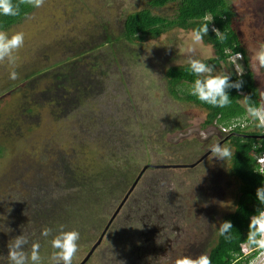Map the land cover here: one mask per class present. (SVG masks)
<instances>
[{"label":"rangeland","instance_id":"374dc122","mask_svg":"<svg viewBox=\"0 0 264 264\" xmlns=\"http://www.w3.org/2000/svg\"><path fill=\"white\" fill-rule=\"evenodd\" d=\"M230 1L251 65L264 38V0ZM144 4L145 0H45L17 30L25 33L27 42L16 53L15 66L0 63V264H9L7 246L14 239L15 210L23 209L27 216L43 206L54 224L65 222L66 229H78L80 250L73 264H171L179 255L208 254L217 228L242 201L231 159L206 156L208 148L223 138V124L206 125L204 109L167 98L168 68L188 65L189 58L210 62L216 57L213 46L204 41L193 45L192 29L181 28L144 44L124 45L133 52L122 51L117 42L103 43L104 29L119 35L121 16ZM155 12L173 17L176 7L170 4ZM193 47L195 51H189ZM76 52L87 53L89 64L100 59L98 71L105 70L108 76L107 87L86 107L85 123L90 126L102 115L108 123L124 120L130 134L125 141L117 135L99 138L100 130L87 131L89 126L82 127L78 115L76 121L74 114L57 121L50 117L54 104L48 75L58 68L51 65L66 62ZM144 55L157 69L158 78L152 82L146 78L149 65L144 64ZM13 67L19 73L17 80L9 78ZM216 71L233 69L220 61ZM253 74L264 99V70ZM191 85L181 81L175 91L186 95ZM129 96L134 99L128 100ZM174 118H187L188 125L175 129ZM61 156L75 167L69 173L76 185L69 186V178H60V184L63 195L80 197L74 210L82 225L66 217L74 198L67 204L58 198L47 208L43 190L34 187L37 183L54 187V179L48 177L55 178L53 167L63 162ZM103 165L113 166L106 178L99 175ZM82 179L90 187L79 186ZM40 244L43 257L54 251L50 240Z\"/></svg>","mask_w":264,"mask_h":264},{"label":"trees","instance_id":"16d2710c","mask_svg":"<svg viewBox=\"0 0 264 264\" xmlns=\"http://www.w3.org/2000/svg\"><path fill=\"white\" fill-rule=\"evenodd\" d=\"M170 4H173L176 7L175 16L168 17L163 13L155 12V10L164 9ZM36 9L37 8L31 6H22V11L19 16L10 17L0 15V28L9 33L17 31L20 26L25 23L28 16H30ZM262 13L264 14V9L262 10ZM236 14L235 8L230 0H145L143 8L132 12H126L121 16L123 22L119 35L113 36L108 33L109 31L107 29H104L103 34L106 40L103 43L113 45L114 42H117V45L119 44L125 49L122 51L129 52L131 50L133 52V49H126L124 45L130 46V44H133L136 46L137 44H144L147 41L156 39L175 28L193 30L201 26V24L205 22V18H208V20L211 21L209 22V30L204 37V42L211 44L216 54V57L212 58L208 63L216 66L219 65L220 61L229 63V51H232L233 53L241 52L245 58L242 62V70L244 73L242 76L238 77L237 72L234 69L235 72L232 73L230 78L233 81L238 78L242 79L244 81L242 87L240 89H229V95L232 99V104L229 107L214 108L208 104L202 103L195 96L190 94L179 96L178 92L175 91L178 83L181 81L194 82L195 77L190 74L188 65L171 66L165 72L169 81L167 85V98L177 101L178 103L179 101L184 103H194V105L204 109L208 118L205 122L206 125H212L216 122L225 126H230L238 118L244 120L246 117L245 109L241 102L243 96H250L253 102L257 104L262 101L260 89L256 84L254 74L251 70L248 51L243 45L240 37L241 35L235 25ZM213 28L227 33L228 40L226 43L222 44L217 40L216 34L212 30ZM26 42L27 41L25 40V43ZM26 46H28V43ZM34 50L36 53V49ZM24 52L28 55L26 51ZM86 54L87 53L84 52H76L73 56L67 57L68 60L66 62L60 60L51 65V67L58 66L57 70L48 75L51 84L47 87L49 90L48 93L51 92V94H53L52 101L54 106L51 111L52 116L50 117L56 121L59 117L64 118L68 114H74L75 121L78 115V120L81 121L82 127L89 126L85 123L86 118H83L86 107L89 104H92L93 101L91 100H94L101 95L103 89L107 87V71H98V67L102 65L101 60L93 59L91 64H89L90 62L87 63L89 60H87ZM115 57L116 59L118 58L116 55ZM143 61L145 65H149V68L146 70V78L149 82H152L158 78V75L155 72L157 69H153V67H155L153 64L154 61L145 55ZM84 62L87 63H85V66H83ZM44 80L47 81L46 78ZM124 80L125 79L121 80L123 84ZM111 85H114L113 79ZM143 86L147 89L149 88L147 85ZM132 99H134L132 96L128 97V100ZM108 121V117H105L104 115L93 119L90 126L87 127V131H92L93 128H97L100 130L99 138L106 137L109 140L112 139L111 135L112 137L117 135L122 141H125V138L130 134L126 132L127 126L124 120L114 122V124L108 123ZM173 121L176 123L175 129L182 130L188 125L189 119L186 118L185 120L180 121L174 118ZM72 125H76V123H73ZM241 134H247L252 137ZM263 134L264 131L258 130L253 124H250L244 129L236 126L235 131L231 132L228 136L230 139V145L235 149L234 156L231 158V173L240 181L242 201L238 204L234 213L225 218V221H231L234 226V238L229 242L226 241L224 237L218 235L217 240L209 250L208 255L212 260V264L250 263L251 256L248 258L242 256L241 245L247 237L248 224L251 215L256 212L257 208L264 207V205H261L256 198V189L263 185L264 174L259 173L255 158L257 153L264 152V138L258 137ZM61 158H63V162L59 164L61 167L59 165L53 167L57 176L55 175V178L48 177L49 181L54 179V187H51L53 188V191L44 184L39 185L37 183L34 184V187L43 190L41 199L43 200V205L46 207L49 206V202L54 205V202H56V199L58 198L66 199V204L71 202V197L74 198L72 204L69 205L71 207L69 210L70 214L66 217H71L74 221L73 223L77 224L80 221L78 220L79 218H77L78 213L75 212L74 207L81 202L79 200L80 197H75L73 196L74 194L63 195L64 189L60 184V178L65 181L69 178L68 185H76L77 182H73L74 180L70 177L71 175L69 173L70 168L75 169V167L70 166L71 161L65 159L64 156H61ZM103 166L106 167L100 170L99 175L106 178L107 172L112 173L113 166ZM57 169H60V171L58 172ZM87 185L90 187L88 180L82 179L79 186L85 187ZM49 193H57V195ZM25 200L26 199H23L22 202ZM14 204L16 203L14 202ZM29 204L33 203L28 202V205ZM97 204L98 203H96V205ZM32 213L33 215L27 213L26 216L23 209L21 212L14 211V238L15 236L23 234L29 236L31 241L39 240L41 243L43 240L52 239L51 236L47 238L41 236V231L45 227L53 229V234L59 230L61 225L64 226L65 230L76 229H66L67 225L65 222L54 224V221L47 215L43 206L41 208L36 207L35 211L32 210ZM79 225H82V223H79ZM11 232L13 231H10L9 234Z\"/></svg>","mask_w":264,"mask_h":264},{"label":"clouds","instance_id":"9594fccd","mask_svg":"<svg viewBox=\"0 0 264 264\" xmlns=\"http://www.w3.org/2000/svg\"><path fill=\"white\" fill-rule=\"evenodd\" d=\"M236 3L237 0H233V4ZM44 4L45 0H0V15L16 17L21 14L22 6L41 8ZM210 21L208 18H205V22L201 26L192 30L190 39L193 45L203 43L204 37L209 30ZM212 30L215 32L216 38L220 43H226L228 40L227 33L216 28ZM24 43L25 33L23 31L9 33L0 28V63L7 61L10 65L15 66L16 53L23 48ZM189 51L194 52L195 48H190ZM229 54L228 62L233 69L231 73L235 72V69L237 76H242L244 73L241 70L242 62L245 59L243 54L241 52L233 53L232 51H229ZM188 66L190 74L195 77L194 82H189L192 85L188 94L195 96L202 103L214 108L229 107L232 104L229 89H240L244 83L239 78L233 81L230 78L232 74L227 71H216V65L208 63L206 59L189 58ZM251 70L257 74L264 70V43H261L252 54ZM9 78L11 80L19 78V73L14 67L9 73ZM176 92L179 93L178 90ZM241 102L245 109L246 117L244 120L238 118L230 126L223 125V133L230 134L235 131L236 126L244 129L250 124H253L256 129L264 131V99L257 104L253 102L250 96L245 95ZM227 128L230 130H227ZM208 149L211 150V157L220 160L227 161L234 156V150L228 145L221 144L219 141L212 144ZM263 153L255 155L258 170L260 165L257 162V156ZM259 173H261L260 170ZM256 198L261 205H264L263 185L256 189ZM233 230L234 226L232 222L226 220L218 227V235L230 242L234 238ZM41 236L45 238L52 237L50 244L54 251L48 257L45 258L41 255V244L39 241L33 240L30 243V237L21 234L15 236L13 241L7 246L9 264H73L80 250L79 241L81 234L79 230H65L64 226L61 225L59 230L53 234V229L45 227L41 231ZM29 244L30 247H28ZM241 248L243 257L248 258L251 256L249 264H264V207L257 208L256 212L251 215L247 237L244 243H242ZM171 264H212V260L207 253L202 252L195 256L179 255Z\"/></svg>","mask_w":264,"mask_h":264},{"label":"flooded vegetation","instance_id":"af4514ba","mask_svg":"<svg viewBox=\"0 0 264 264\" xmlns=\"http://www.w3.org/2000/svg\"><path fill=\"white\" fill-rule=\"evenodd\" d=\"M222 135H224V136H223L222 139H219V142H220L221 144H225V145H229V146H231V145H230V139H229V137H228L229 134H224V133H223ZM241 135L246 136L247 134H241ZM232 147H233V146H232ZM233 148H234V147H233ZM234 151H235V149H234ZM206 153H207L206 156L208 157L209 155H211V150L207 151ZM198 162H200V161H198ZM146 167L148 168V165L145 166V169L147 170ZM230 167H231V166H230ZM141 172H142V171H141ZM141 172H140V175L138 176V178H141V177L143 176V174L146 173V171H144L143 173H141ZM140 176H141V177H140ZM239 184H240V181H239ZM133 185H134V187L137 186V185H138V181L136 180V181L134 182ZM240 186H241V184H240ZM239 198H242L241 193H239ZM238 204H239V203H238ZM237 206H238V205H237ZM237 206H236V208H237ZM236 208H235V209H236ZM235 209H234V211H235ZM234 211L231 212V213H229L228 215H226L225 218H226L227 216L233 214ZM115 214L117 215V213H115ZM112 218H113V220H114L115 217L113 216ZM225 218H224L223 222L225 221ZM216 232H217L216 234H218V228H217ZM217 237H218V235H217ZM216 240H217V239H216Z\"/></svg>","mask_w":264,"mask_h":264},{"label":"built area","instance_id":"2783aa9c","mask_svg":"<svg viewBox=\"0 0 264 264\" xmlns=\"http://www.w3.org/2000/svg\"><path fill=\"white\" fill-rule=\"evenodd\" d=\"M257 162L260 165V168H259L260 172L264 173V153L257 156Z\"/></svg>","mask_w":264,"mask_h":264},{"label":"crops","instance_id":"0c3cea01","mask_svg":"<svg viewBox=\"0 0 264 264\" xmlns=\"http://www.w3.org/2000/svg\"><path fill=\"white\" fill-rule=\"evenodd\" d=\"M260 41H262V43H264V38H261V40ZM261 83V82H260ZM256 84H257V82H256ZM259 87V86H258Z\"/></svg>","mask_w":264,"mask_h":264},{"label":"water","instance_id":"95a60500","mask_svg":"<svg viewBox=\"0 0 264 264\" xmlns=\"http://www.w3.org/2000/svg\"><path fill=\"white\" fill-rule=\"evenodd\" d=\"M258 137H260V138H264V135H261V136H258ZM81 264H84V262H83V263H81Z\"/></svg>","mask_w":264,"mask_h":264}]
</instances>
